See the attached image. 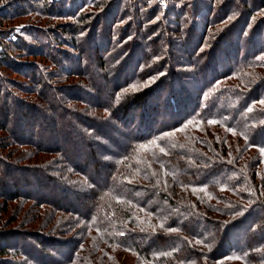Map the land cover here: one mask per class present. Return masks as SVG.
Returning a JSON list of instances; mask_svg holds the SVG:
<instances>
[{"label":"trees","instance_id":"trees-1","mask_svg":"<svg viewBox=\"0 0 264 264\" xmlns=\"http://www.w3.org/2000/svg\"><path fill=\"white\" fill-rule=\"evenodd\" d=\"M7 4L0 264H264V0Z\"/></svg>","mask_w":264,"mask_h":264},{"label":"rangeland","instance_id":"rangeland-1","mask_svg":"<svg viewBox=\"0 0 264 264\" xmlns=\"http://www.w3.org/2000/svg\"><path fill=\"white\" fill-rule=\"evenodd\" d=\"M9 0H0V7L2 6V5H9V4H7V2H8ZM129 1H132V0H129ZM167 2V1H166ZM165 2V3H166ZM15 6H16V4H15ZM7 8V7H6ZM1 9V8H0ZM8 9V8H7ZM89 11H94V12H98L99 10L96 8V9H90ZM175 14V13H174ZM174 14H173V16H174ZM260 15L259 16H255L254 15V17L252 18L253 20H254V22L252 23V26H254L255 25V23L257 22V24H258V20L260 19ZM107 20H108V18H107ZM59 22L61 21V20H58ZM90 22H91V20L89 21V25H90ZM8 23L6 22H1L0 23V28H5V25H7ZM256 24V25H257ZM11 25H12V27H13V30L11 31V34L12 33H16L17 31H18V29L20 28V27H22V26H26V27H29V26H33V25H36L35 24V22H34V17L33 16H23V17H21V18H18V19H16V20H14L12 23H11ZM109 26V21L107 22V27ZM251 29V25L249 26V28L247 29V30H250ZM27 31V30H26ZM23 32H21V34H22ZM169 36V35H168ZM18 37V36H17ZM16 37V39H18ZM21 37H23V39H26L25 41H28V42H31L32 40H31V38H30V36L29 35H26V34H22L21 35ZM33 37V36H32ZM163 38H166V36H163ZM194 39V38H193ZM149 42L151 43L150 45H152V46H157V45H160V46H165V44H166V42H165V40H163V39H160V40H156V38L154 37L153 38V40L152 39H150L149 40ZM58 47V46H57ZM55 54L56 55H58L59 57H62L63 58V61H64V63H65V65H67V64H69V60L66 58V56H62L61 55V53L60 52H58V51H55ZM109 55V54H108ZM90 55H89V60H88V62H89V67H88V72H90L91 70H92V67L94 68V64L95 63H97V62H95V60H94V58L92 59H90ZM28 58V57H27ZM28 59H30V61H32V60H35V61H37V62H39V64L40 65H42L43 67H44V69H45V71L46 72H50V66L52 67V65L50 64V62L48 61V60H46L45 58H32V57H30V58H28ZM0 70H3L2 68L0 69ZM6 74H7V76L8 77H10V79H15V77L16 78H18V79H20V80H23L24 78H22L21 76L20 77H18V76H15L14 74H12V73H10V72H6ZM24 81H25V79H24ZM95 81L96 82H98V81H100L99 80V77L98 76H96L95 77ZM7 90L10 92V89H9V87H7ZM12 91H15L16 92V90H12ZM11 93V92H10ZM23 97H25V96H23ZM37 99H38V97H37ZM36 99V100H37ZM24 100H28L27 102L29 103V104H31V106H29V108L28 109H25V110H23V108H20V110L22 111V113L24 114V113H26L25 111H29L30 109H31V107H33V106H35V104H33V101L35 100V97L34 96H32V97H26V98H24ZM9 103V100H7V99H4L3 101H2V98H0V111L2 110V114H0L1 115V117H2V115H5V117H6V114H8V116H10V114H11V112H12V114H13V110H14V108H12V106H10V104H8ZM19 106H20V103L19 102H16ZM22 117H24L23 118V122L24 121H28V122H32V117H31V114L30 113H26L25 115H23ZM8 118H10V117H8ZM12 118H14V116L12 115ZM15 119V118H14ZM29 119H32L31 121H29ZM14 121V120H13ZM27 122V123H28ZM12 123V120H10V122H8V124L7 123H5V125L8 127V125L9 124H11ZM14 123V122H13ZM32 127V126H31ZM26 128V127H25ZM52 131H54L53 130V127H51L50 128ZM34 130H35V128H34ZM23 131V129L21 128V129H19L18 130V132L19 133H21ZM51 131V132H52ZM2 133L0 132V135H1ZM1 137L3 138V139H9L10 138V136L7 134V133H3L2 135H1ZM4 179L5 180H7V181H9L8 180V176H7V174H5L4 175ZM3 181V180H2ZM5 182V181H4ZM14 224H11V222H9V219H7V224H5L4 225V227H3V229L4 230H12V229H15V227L13 226ZM23 231H31L29 228H21Z\"/></svg>","mask_w":264,"mask_h":264}]
</instances>
